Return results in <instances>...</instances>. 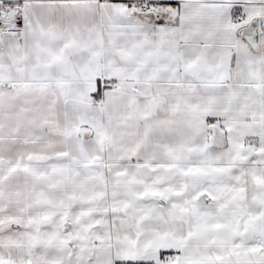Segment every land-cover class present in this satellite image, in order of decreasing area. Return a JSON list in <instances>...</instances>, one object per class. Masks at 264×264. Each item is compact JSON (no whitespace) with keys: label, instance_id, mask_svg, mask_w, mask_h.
I'll return each mask as SVG.
<instances>
[{"label":"snow or ice","instance_id":"obj_1","mask_svg":"<svg viewBox=\"0 0 264 264\" xmlns=\"http://www.w3.org/2000/svg\"><path fill=\"white\" fill-rule=\"evenodd\" d=\"M0 264H264V0H0Z\"/></svg>","mask_w":264,"mask_h":264}]
</instances>
